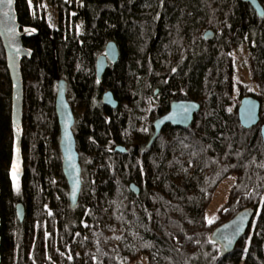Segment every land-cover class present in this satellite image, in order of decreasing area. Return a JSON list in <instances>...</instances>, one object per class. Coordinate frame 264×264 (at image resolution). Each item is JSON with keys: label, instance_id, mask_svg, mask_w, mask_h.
<instances>
[{"label": "trees", "instance_id": "obj_1", "mask_svg": "<svg viewBox=\"0 0 264 264\" xmlns=\"http://www.w3.org/2000/svg\"><path fill=\"white\" fill-rule=\"evenodd\" d=\"M51 1L56 25L44 0H16L21 25L38 31L24 38L33 54L21 62L19 179L11 170L13 84L0 39V264H134L142 255L147 264H264L261 124L246 129L238 117L241 98L256 94L264 121V16L241 0ZM111 39L119 59L99 80L96 57ZM58 73L68 81L84 170L74 210L58 148ZM106 90L117 108L103 103ZM181 94L202 101L192 125H167L148 147L153 120ZM231 174L229 197L208 222V204ZM246 208L255 210L251 226L223 255L211 235Z\"/></svg>", "mask_w": 264, "mask_h": 264}, {"label": "water", "instance_id": "obj_2", "mask_svg": "<svg viewBox=\"0 0 264 264\" xmlns=\"http://www.w3.org/2000/svg\"><path fill=\"white\" fill-rule=\"evenodd\" d=\"M241 1L250 4L258 16H264V6L260 0ZM37 34L38 31L36 28L31 26H22L19 22L16 0H11V3L4 0L3 3H0V39L10 64V77L13 84L11 115L13 126L15 128L14 152H16L17 155L13 158L11 170L13 172L14 165L18 166L19 170L17 172L16 179H19L24 172V159L22 154L23 136L22 132L18 131V129L21 130L23 127L24 109V82L21 71V62L24 58L30 59L33 54V50L25 45L24 38L34 37ZM214 35L215 32L208 29L205 32L204 37L209 40L212 39ZM108 59H110L113 63H116L119 59V48L115 41L108 42L105 46V53L101 54L97 59L96 72L99 80L108 68ZM156 94H158V90H156ZM102 101L105 105L112 108H117L118 106V101L112 90H106L103 93ZM201 106V100L191 99L184 94L173 98L170 102L169 109L153 120L151 137L146 145L148 147L152 146L154 141L167 125L176 128H189L194 121L195 115L200 111ZM261 110V102L251 95H246L239 103L238 117L241 125L246 129H250L262 123L261 136L264 142V121L261 122ZM55 111L59 122L58 148L62 158V175L67 183L70 209L74 210L78 206L83 190L84 170L82 156L74 130L76 117L72 104L68 98V81L62 77H58L56 79ZM115 150L120 153H125L127 148L124 145H118ZM130 190L136 195L140 193V187L135 182L130 183ZM16 210L20 222H23L25 218L24 204L19 202L16 205ZM254 215V209H243L230 220L214 229L211 239L220 245L223 255H228L235 250L241 238L247 234ZM1 242L2 238L0 235V262Z\"/></svg>", "mask_w": 264, "mask_h": 264}, {"label": "rangeland", "instance_id": "obj_3", "mask_svg": "<svg viewBox=\"0 0 264 264\" xmlns=\"http://www.w3.org/2000/svg\"><path fill=\"white\" fill-rule=\"evenodd\" d=\"M44 6L47 8L46 12H47V16L49 18L52 17L54 14H56L55 19L51 20V24L56 25L57 20H58V14H57V11H56L54 4L52 3L51 0L50 1L44 0ZM55 21H56V23H55ZM245 49L246 48H243L240 52H238V58L239 59L237 60V68L240 71H244L243 70V66H244L243 60L245 57ZM243 74L244 73H240L238 76H241V77H243L244 80H246L247 76H245V74L244 75ZM58 76L65 78V77H63L64 75L61 73H58ZM83 179H84V177H83ZM15 182L17 185V183H18L17 180ZM234 182H235V175L231 174L228 177H226L225 179H223L220 182V184L218 185V187L216 188V190L213 194V197H212L210 203L208 204V207L206 209V213H205V217H206V220L208 222H211L218 217L219 210L226 203V201L229 197V194H230V190H231ZM134 264H147L146 256L142 255L141 258L138 261H136Z\"/></svg>", "mask_w": 264, "mask_h": 264}, {"label": "bare ground", "instance_id": "obj_4", "mask_svg": "<svg viewBox=\"0 0 264 264\" xmlns=\"http://www.w3.org/2000/svg\"><path fill=\"white\" fill-rule=\"evenodd\" d=\"M110 41H113V39L108 40L107 43L110 42ZM107 43H106V44H107ZM104 53H105V52H104ZM104 53H100L99 55H97V57H96V63H97V59H98V57H99L101 54H104ZM110 62H111V60L108 59V65H109ZM109 67H110V65H109ZM248 95H251V96L257 98V99L261 102L260 98H258V96H257L256 94H248ZM245 96H246V95H245ZM243 97H244V96H243ZM243 97H242V98H243ZM173 98H175V97H173ZM173 98H172V99H173ZM242 98H241V99H242ZM172 99H171V100H172ZM191 99H192V98H191ZM240 101H241V100H240ZM170 102H171V101H170ZM261 104H262V102H261ZM261 122H262V121H261ZM260 124H262V123H260ZM131 192H132V191H131Z\"/></svg>", "mask_w": 264, "mask_h": 264}, {"label": "snow or ice", "instance_id": "obj_5", "mask_svg": "<svg viewBox=\"0 0 264 264\" xmlns=\"http://www.w3.org/2000/svg\"><path fill=\"white\" fill-rule=\"evenodd\" d=\"M4 0H0V3H3ZM8 3H11V0H7ZM18 166L17 165H14L13 167V178L16 179L17 178V172H18ZM19 187V185L17 184V188Z\"/></svg>", "mask_w": 264, "mask_h": 264}, {"label": "flooded vegetation", "instance_id": "obj_6", "mask_svg": "<svg viewBox=\"0 0 264 264\" xmlns=\"http://www.w3.org/2000/svg\"><path fill=\"white\" fill-rule=\"evenodd\" d=\"M105 52V50L103 51V53ZM113 64H115V63H113L112 61L109 63V65L111 66V65H113ZM109 65H108V68H109ZM97 73V72H96ZM105 73V72H104ZM103 76V75H102Z\"/></svg>", "mask_w": 264, "mask_h": 264}]
</instances>
